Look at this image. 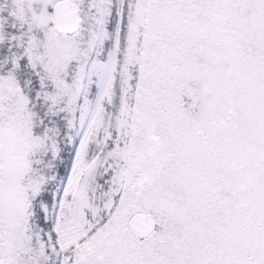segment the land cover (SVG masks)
I'll return each instance as SVG.
<instances>
[{
	"label": "snow or ice",
	"instance_id": "obj_1",
	"mask_svg": "<svg viewBox=\"0 0 264 264\" xmlns=\"http://www.w3.org/2000/svg\"><path fill=\"white\" fill-rule=\"evenodd\" d=\"M0 264H264V0H0Z\"/></svg>",
	"mask_w": 264,
	"mask_h": 264
}]
</instances>
